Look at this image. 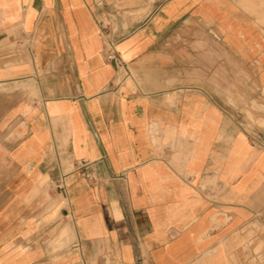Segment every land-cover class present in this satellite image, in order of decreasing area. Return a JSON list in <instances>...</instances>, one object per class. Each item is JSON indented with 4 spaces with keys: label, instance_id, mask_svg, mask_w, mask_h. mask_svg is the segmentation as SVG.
<instances>
[{
    "label": "crops",
    "instance_id": "1",
    "mask_svg": "<svg viewBox=\"0 0 264 264\" xmlns=\"http://www.w3.org/2000/svg\"><path fill=\"white\" fill-rule=\"evenodd\" d=\"M215 5L0 0V264L245 261L264 138L227 105L230 47L202 42ZM237 38L264 88L262 33Z\"/></svg>",
    "mask_w": 264,
    "mask_h": 264
},
{
    "label": "rangeland",
    "instance_id": "2",
    "mask_svg": "<svg viewBox=\"0 0 264 264\" xmlns=\"http://www.w3.org/2000/svg\"><path fill=\"white\" fill-rule=\"evenodd\" d=\"M215 2L213 13L218 22L215 23V27H211L207 23H200L206 36L202 42H206L209 38L214 42L216 51L220 52H226L224 48L230 47L229 61L232 68L230 84L223 91L227 97V105L236 120L252 136L260 135L264 138V88L257 86L254 71L246 72L247 82L246 85H243L244 80L239 77L240 71L234 70V68L244 66V62L239 55L238 48L233 44V41H238L239 27L247 26L248 29L258 30L262 33L264 54V0H215ZM207 10L206 6L201 7L200 14L208 13ZM222 18H226L224 23L221 22ZM228 24L231 26V46L222 40V26ZM218 58L220 56L216 55L215 63L219 61ZM220 93H222V89ZM238 236L239 245L246 254V259L242 264H264V210L257 212L238 231Z\"/></svg>",
    "mask_w": 264,
    "mask_h": 264
},
{
    "label": "built area",
    "instance_id": "3",
    "mask_svg": "<svg viewBox=\"0 0 264 264\" xmlns=\"http://www.w3.org/2000/svg\"><path fill=\"white\" fill-rule=\"evenodd\" d=\"M114 56L112 54L108 55V58H113ZM85 166V164H82L81 166H79V168H83ZM87 176H90V173L86 174ZM65 176H63V178L61 180H59L58 182H54L53 186L55 188H64L66 186V182H65Z\"/></svg>",
    "mask_w": 264,
    "mask_h": 264
}]
</instances>
